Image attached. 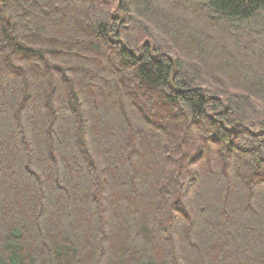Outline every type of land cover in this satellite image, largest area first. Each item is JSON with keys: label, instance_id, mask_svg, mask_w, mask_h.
<instances>
[{"label": "trees", "instance_id": "1", "mask_svg": "<svg viewBox=\"0 0 264 264\" xmlns=\"http://www.w3.org/2000/svg\"><path fill=\"white\" fill-rule=\"evenodd\" d=\"M0 264H264V0H0Z\"/></svg>", "mask_w": 264, "mask_h": 264}, {"label": "rangeland", "instance_id": "2", "mask_svg": "<svg viewBox=\"0 0 264 264\" xmlns=\"http://www.w3.org/2000/svg\"><path fill=\"white\" fill-rule=\"evenodd\" d=\"M212 33H213V34H216V32H215V31H213Z\"/></svg>", "mask_w": 264, "mask_h": 264}]
</instances>
